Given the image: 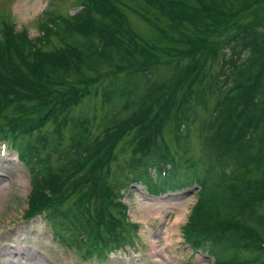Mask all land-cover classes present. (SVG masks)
Returning <instances> with one entry per match:
<instances>
[{
    "label": "trees",
    "instance_id": "16d2710c",
    "mask_svg": "<svg viewBox=\"0 0 264 264\" xmlns=\"http://www.w3.org/2000/svg\"><path fill=\"white\" fill-rule=\"evenodd\" d=\"M125 6L150 24L154 39H142ZM38 30L33 38L0 18V144L29 170L25 216L45 213L63 243L102 257L134 244L139 224L122 201L126 189L144 183L162 194L197 183L185 240L214 264H264V0H80L74 14L48 5ZM210 57L220 64L209 76ZM163 65H175L177 76ZM129 70L139 71L138 81L114 88L113 77L124 71L129 79ZM99 81L103 97L125 101L141 90L134 104L156 105V115L140 110L93 138L92 125L72 124L69 110L96 94ZM202 109L210 116L199 133L207 159L180 164L163 126L177 117L172 129L185 156ZM135 116L149 122L139 131L140 155L130 171L115 173L118 141Z\"/></svg>",
    "mask_w": 264,
    "mask_h": 264
},
{
    "label": "rangeland",
    "instance_id": "374dc122",
    "mask_svg": "<svg viewBox=\"0 0 264 264\" xmlns=\"http://www.w3.org/2000/svg\"><path fill=\"white\" fill-rule=\"evenodd\" d=\"M52 1L0 0V18L15 23L19 30L26 29L34 38L39 34V18L49 3H53V6L58 4L63 12L69 14H74L80 9V0ZM125 9L133 28L142 39L152 40L156 37L154 29L145 19L129 6H125ZM140 41L138 42L142 44ZM206 58L205 56L202 59V64ZM219 64L220 57L217 59L210 57L204 68V75L210 76V72L215 73ZM108 68H111V65L104 64V71ZM161 70L171 78H175L178 72L175 65L172 67L163 65ZM124 71L113 77L111 82L114 88L123 87L126 83L132 86L138 81L139 71L129 70L126 74L129 75V79L124 77ZM104 83L112 84L108 79H105ZM96 87H98L96 94H92L83 103L69 110V115L74 119L72 124L81 121L92 125L90 134L93 138L106 133L108 128L105 127L118 124L122 119L134 116L135 112L140 110L148 114L151 120L157 113L156 105H143L140 108L138 104H134L142 99L141 90L126 95L125 101H122L123 98L117 94H114L113 98L107 95L103 97L101 81L94 84L93 88ZM142 116L137 117L136 125L130 131L125 130L124 137L118 141L116 156L112 163L115 173H120L122 168L130 171L132 166H136L135 160L140 153L134 154V150L141 142L142 132L139 131H143L141 127L149 126V122H144ZM201 116V121L192 127L190 135L192 148L185 156L177 145L172 129L175 127L177 117L170 114L165 128L163 126L164 140L172 144L175 159L179 160L180 164L187 157H191L197 164L207 159L202 151L203 141L199 133L210 116L204 109L201 110ZM139 122H142V126H138ZM66 126L63 132L69 136L73 131L71 132L70 124ZM150 130L152 133L161 131L153 125H150ZM159 141L161 142V139ZM197 187L198 185H186L182 189L162 194L152 193L144 183H137L126 189L122 201L127 204L131 220L140 224L138 244L135 248L127 246L123 250L115 251L107 261H99L97 258L84 259L80 258L74 249H67L53 239L51 228L43 217L31 220L24 218L30 191L29 175L16 154L8 147L0 151V264H213L214 258L211 254L203 250L194 252L183 238L185 224L198 197ZM168 232L170 242L166 241ZM242 255L244 259H253L250 254Z\"/></svg>",
    "mask_w": 264,
    "mask_h": 264
},
{
    "label": "bare ground",
    "instance_id": "6f19581e",
    "mask_svg": "<svg viewBox=\"0 0 264 264\" xmlns=\"http://www.w3.org/2000/svg\"><path fill=\"white\" fill-rule=\"evenodd\" d=\"M179 220V218L177 219V221ZM167 240L166 241H169L170 240V236H169V232L167 233ZM170 242V241H169Z\"/></svg>",
    "mask_w": 264,
    "mask_h": 264
}]
</instances>
